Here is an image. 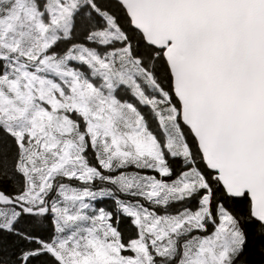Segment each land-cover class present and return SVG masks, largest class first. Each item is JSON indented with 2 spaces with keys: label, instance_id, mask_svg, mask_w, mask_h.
Returning <instances> with one entry per match:
<instances>
[{
  "label": "snow or ice",
  "instance_id": "obj_1",
  "mask_svg": "<svg viewBox=\"0 0 264 264\" xmlns=\"http://www.w3.org/2000/svg\"><path fill=\"white\" fill-rule=\"evenodd\" d=\"M0 264H264V0H0Z\"/></svg>",
  "mask_w": 264,
  "mask_h": 264
},
{
  "label": "trees",
  "instance_id": "obj_2",
  "mask_svg": "<svg viewBox=\"0 0 264 264\" xmlns=\"http://www.w3.org/2000/svg\"><path fill=\"white\" fill-rule=\"evenodd\" d=\"M252 259H255V260H259L260 259V257H259V255L257 254V255H255L254 257H252Z\"/></svg>",
  "mask_w": 264,
  "mask_h": 264
}]
</instances>
